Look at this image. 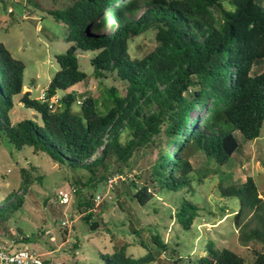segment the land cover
<instances>
[{
  "label": "trees",
  "instance_id": "1",
  "mask_svg": "<svg viewBox=\"0 0 264 264\" xmlns=\"http://www.w3.org/2000/svg\"><path fill=\"white\" fill-rule=\"evenodd\" d=\"M145 5L137 17V0H64L49 9L64 25L68 46L55 57L58 69L44 98L22 91L25 63L0 41V139L16 149L29 147L55 163L84 168L93 183L97 175L104 179L113 165L120 172L130 166L136 149L153 146L165 134L166 145L150 164L147 177L141 183L131 181L134 187L139 185L135 191L129 184L125 191L140 205L156 193L190 187L189 154L200 151L217 165L224 164L238 147L235 132L253 140L264 121V70L252 74L254 64L264 59V0H146ZM110 18L115 28L109 33L104 29ZM148 29L154 30L157 44L141 57H131L130 41ZM78 51H95L90 59L93 74L115 73L125 83L124 93L110 87L102 105L92 95L77 98L71 87L87 76ZM60 91L63 95L55 106L52 99ZM20 94V102L36 111L40 121L11 122L13 100ZM193 108L195 118L190 116ZM172 143L175 149L170 148ZM23 182L28 183V177ZM220 191L238 200L233 221L242 224L241 240L260 243L252 264H264V198L253 177L220 186ZM13 196L0 203V222L11 219L22 206L23 197L8 199ZM92 201L87 202L90 209ZM197 210L195 203L181 197L176 217L189 227ZM84 212L90 229H96L99 222L92 220V212ZM132 233L146 248L139 231L132 227ZM151 241L165 247L158 234ZM99 258V264L153 260L150 252L135 258L123 246ZM186 264H244V258L227 247L208 246L203 256Z\"/></svg>",
  "mask_w": 264,
  "mask_h": 264
},
{
  "label": "rangeland",
  "instance_id": "2",
  "mask_svg": "<svg viewBox=\"0 0 264 264\" xmlns=\"http://www.w3.org/2000/svg\"><path fill=\"white\" fill-rule=\"evenodd\" d=\"M63 1L0 0V41L14 57L24 61L22 91L29 90L32 98L42 97L58 69L56 55L68 46L64 25L48 13ZM137 2L136 17L146 8V0ZM213 11L218 17V11ZM104 14L107 15V11ZM114 28V19L110 18L104 30L110 33ZM156 44L154 30L148 29L130 41L129 54L141 57ZM77 54L80 68L87 74L71 87L77 98L92 95L98 97L102 105L110 87H115L119 94L124 93L125 83L116 78L115 73H106L105 77L93 74L90 59L95 51H78ZM263 70L264 59L254 64L252 74ZM62 95L60 91L54 99ZM20 96L14 97L11 122L23 118L40 121V115L26 108ZM77 105L74 104V110L78 109ZM196 114L197 110L191 109V118ZM235 136L238 147L224 164L217 165L200 151L192 152L188 156L193 166L190 187L156 193L145 205L134 201L125 191L128 184L132 185L131 181L137 184L147 177L150 164L166 145L164 133L153 146L136 149L130 166L120 172L113 165L104 179L97 175L93 183L84 168L71 169L55 163L44 152H35L29 147L18 150L0 139V203L11 193L14 196L9 200L19 195L24 199L11 219L0 222V245L31 249L40 254L44 264H99L100 255H111L121 246L135 258L150 252L153 260L148 264L193 263L206 253L208 246L227 247L239 253L244 264H252L260 243L241 240L242 224L238 226L233 221L239 202L223 196L220 186L240 184L247 176H252L259 196L264 198V121L259 136L253 140L245 139L238 131ZM175 147V143L170 145L172 149ZM24 176L28 177V183L23 182ZM109 176L113 178L111 186L106 181ZM72 185L83 189L71 194L67 204H59L56 191ZM138 186L130 188L135 191ZM96 194L102 199L98 203L92 201L90 209L87 202ZM181 197L198 206L189 227H184L176 217ZM84 210L91 211L92 220L99 222L96 229H90L83 219ZM132 227L139 231L146 248L140 245ZM154 234L159 235L165 247L151 241Z\"/></svg>",
  "mask_w": 264,
  "mask_h": 264
},
{
  "label": "built area",
  "instance_id": "3",
  "mask_svg": "<svg viewBox=\"0 0 264 264\" xmlns=\"http://www.w3.org/2000/svg\"><path fill=\"white\" fill-rule=\"evenodd\" d=\"M11 8L9 9V12ZM44 98V92L42 93V97ZM55 99H52V102H55ZM52 102L49 106H52ZM80 102V101H79ZM108 186L112 185L113 178L109 176L107 178ZM76 188L74 186H67L65 189H58L56 191V200L59 204H67L70 201L71 194H74ZM102 196L100 194H96L93 197V200L98 203L101 201ZM65 222L63 221V224ZM0 264H44L43 259L40 254L35 251L28 249L26 247H17L15 245H0Z\"/></svg>",
  "mask_w": 264,
  "mask_h": 264
}]
</instances>
